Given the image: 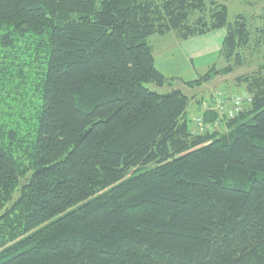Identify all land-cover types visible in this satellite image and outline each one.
Returning a JSON list of instances; mask_svg holds the SVG:
<instances>
[{
	"label": "trees",
	"instance_id": "trees-1",
	"mask_svg": "<svg viewBox=\"0 0 264 264\" xmlns=\"http://www.w3.org/2000/svg\"><path fill=\"white\" fill-rule=\"evenodd\" d=\"M225 1L0 0V264H264V9ZM220 29L222 68L156 69L150 37ZM253 57L193 132L182 89Z\"/></svg>",
	"mask_w": 264,
	"mask_h": 264
},
{
	"label": "rangeland",
	"instance_id": "rangeland-1",
	"mask_svg": "<svg viewBox=\"0 0 264 264\" xmlns=\"http://www.w3.org/2000/svg\"><path fill=\"white\" fill-rule=\"evenodd\" d=\"M253 4H249L248 0H226L225 5L228 8V20L233 21L238 15H244L249 18L253 25H260L263 9H264V1L261 2H252ZM260 19V20H259ZM216 34H221V39L218 44V48H221L223 38L225 37V30L220 29L217 30ZM205 35V34H204ZM202 36V35H201ZM178 38L175 34H168L165 36H152L148 39V42L151 43L154 47L155 54L163 49L171 48L174 45V41ZM179 39V38H178ZM180 40V39H179ZM211 47L210 49H212ZM220 50V49H219ZM219 53V51H218ZM217 53V57H206L203 61L211 62L210 66L206 68L205 73L212 66H216L218 69L224 66L223 61L219 58ZM154 54V53H153ZM251 60L246 63L245 66L235 68L233 72L229 75L218 76L214 78L211 82L202 85L198 89L194 90H186L185 93L192 97V100L189 103L187 108V115L189 118L191 130L193 132H200V127H198L197 120L200 119L203 124V115L204 112L207 111H216V98L222 97V99L228 100L233 97H242L243 98V108L251 102L250 96L244 93L243 87L237 86L236 78L240 76H244L251 71L255 70L256 67L262 62L259 57L248 58ZM200 62H195V66L198 67ZM201 73V75L204 74ZM148 88L152 90H157L154 85L148 84ZM158 92H161L159 90ZM221 117V116H220ZM219 117V118H220ZM207 127L211 131H217L219 133L224 132L225 129L218 122L208 123Z\"/></svg>",
	"mask_w": 264,
	"mask_h": 264
},
{
	"label": "crops",
	"instance_id": "crops-1",
	"mask_svg": "<svg viewBox=\"0 0 264 264\" xmlns=\"http://www.w3.org/2000/svg\"><path fill=\"white\" fill-rule=\"evenodd\" d=\"M216 31L188 40L176 38L171 48L163 49L155 54L154 47L149 43L154 53L156 69L168 78L178 79L184 83L191 82L201 75L211 62L205 63L204 58L217 57L221 36ZM224 39V38H223ZM223 42V41H222ZM213 47L212 49H210ZM221 47V46H220ZM200 62L195 66V62ZM212 65V63H211ZM205 74V72H204ZM177 84L176 87L181 88ZM184 92L186 89H182Z\"/></svg>",
	"mask_w": 264,
	"mask_h": 264
},
{
	"label": "built area",
	"instance_id": "built-area-1",
	"mask_svg": "<svg viewBox=\"0 0 264 264\" xmlns=\"http://www.w3.org/2000/svg\"><path fill=\"white\" fill-rule=\"evenodd\" d=\"M243 98L242 97H233L228 100L222 99V97L216 98V110L220 112V114L226 116L227 118H232L243 108ZM198 127H200V131H204L208 129V127L202 124L200 119L197 120Z\"/></svg>",
	"mask_w": 264,
	"mask_h": 264
}]
</instances>
